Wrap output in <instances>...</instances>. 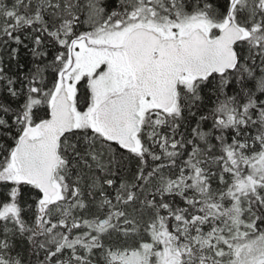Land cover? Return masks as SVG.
I'll list each match as a JSON object with an SVG mask.
<instances>
[{
    "label": "snow or ice",
    "instance_id": "snow-or-ice-1",
    "mask_svg": "<svg viewBox=\"0 0 264 264\" xmlns=\"http://www.w3.org/2000/svg\"><path fill=\"white\" fill-rule=\"evenodd\" d=\"M0 264H264V0H0Z\"/></svg>",
    "mask_w": 264,
    "mask_h": 264
}]
</instances>
